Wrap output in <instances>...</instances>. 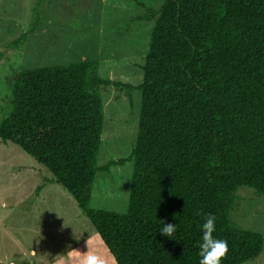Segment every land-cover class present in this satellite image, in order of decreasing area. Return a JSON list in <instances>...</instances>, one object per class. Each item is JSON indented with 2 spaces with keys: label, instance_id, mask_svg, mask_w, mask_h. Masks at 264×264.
<instances>
[{
  "label": "trees",
  "instance_id": "16d2710c",
  "mask_svg": "<svg viewBox=\"0 0 264 264\" xmlns=\"http://www.w3.org/2000/svg\"><path fill=\"white\" fill-rule=\"evenodd\" d=\"M42 0H37L38 4ZM131 21L152 22L131 87L98 76V63L18 72L0 141L30 156L75 201L115 264H198L200 225L216 217L223 264L258 258L259 233L232 225L238 187L264 197V0H164ZM34 27L14 46L21 48ZM140 93L133 150L97 167L101 89ZM132 163L124 213L90 207L98 173ZM176 225L175 239L159 234Z\"/></svg>",
  "mask_w": 264,
  "mask_h": 264
},
{
  "label": "rangeland",
  "instance_id": "374dc122",
  "mask_svg": "<svg viewBox=\"0 0 264 264\" xmlns=\"http://www.w3.org/2000/svg\"><path fill=\"white\" fill-rule=\"evenodd\" d=\"M163 1L0 0V120L16 75L28 69L88 60L98 63L99 77L138 86L153 23L131 20L144 15L139 4L156 11ZM36 23L21 48L14 46ZM100 95L103 127L97 167L130 156L140 114V93L135 90L108 87ZM131 176L129 162L98 173L90 207L124 213ZM52 180L21 149L0 141V261L82 264L88 250L115 264L74 199ZM229 219L264 239V197L238 187ZM243 264H264V246L258 258Z\"/></svg>",
  "mask_w": 264,
  "mask_h": 264
},
{
  "label": "clouds",
  "instance_id": "9594fccd",
  "mask_svg": "<svg viewBox=\"0 0 264 264\" xmlns=\"http://www.w3.org/2000/svg\"><path fill=\"white\" fill-rule=\"evenodd\" d=\"M216 231V217L207 214L200 225L201 237L199 240V261L198 264H223L229 249L227 241L218 239L214 233ZM176 225L163 224L159 229V234L169 239H175ZM88 249V245H87ZM87 253L82 260V264H109L106 257L96 253Z\"/></svg>",
  "mask_w": 264,
  "mask_h": 264
},
{
  "label": "crops",
  "instance_id": "0c3cea01",
  "mask_svg": "<svg viewBox=\"0 0 264 264\" xmlns=\"http://www.w3.org/2000/svg\"><path fill=\"white\" fill-rule=\"evenodd\" d=\"M36 261V260H35ZM0 264H13L10 260H1ZM31 264H39V262L36 261V263L31 262Z\"/></svg>",
  "mask_w": 264,
  "mask_h": 264
}]
</instances>
